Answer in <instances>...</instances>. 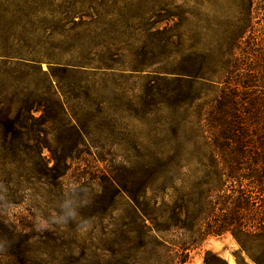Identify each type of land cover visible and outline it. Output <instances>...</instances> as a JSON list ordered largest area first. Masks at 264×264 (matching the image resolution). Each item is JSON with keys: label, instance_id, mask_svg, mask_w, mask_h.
Instances as JSON below:
<instances>
[{"label": "rangeland", "instance_id": "rangeland-1", "mask_svg": "<svg viewBox=\"0 0 264 264\" xmlns=\"http://www.w3.org/2000/svg\"><path fill=\"white\" fill-rule=\"evenodd\" d=\"M63 1L0 0L15 24L23 11L40 13L23 21L46 43L40 51L48 60L37 68L51 78L66 113L44 124L21 93L24 85L41 87L42 76L12 75L0 65V264H143L146 230L130 197L139 162H152L175 139V55L198 30V18L159 21L151 0H95L103 11L66 21ZM260 9L255 17L263 25ZM66 67L75 71L61 72ZM238 251L229 234L211 237L185 264H204L207 252L210 264H219L215 257L254 264Z\"/></svg>", "mask_w": 264, "mask_h": 264}, {"label": "trees", "instance_id": "trees-1", "mask_svg": "<svg viewBox=\"0 0 264 264\" xmlns=\"http://www.w3.org/2000/svg\"><path fill=\"white\" fill-rule=\"evenodd\" d=\"M62 4L59 14L66 21L89 16V10L103 11L95 0ZM263 5L264 0L150 1V12L159 21L197 17L199 27L175 55L177 90L169 128L182 142L173 139L168 151L157 153L152 162L141 160L137 167L130 198L146 230L139 246L148 258L143 264H185L191 250L225 234L237 243L238 255L264 264V16L263 25L255 17ZM22 14L15 24L0 11V65L11 68L12 75L42 76L41 87L24 85L21 93L30 110L42 111L40 119L47 124L52 114L66 113L51 78L37 68L39 61L48 60L40 51L46 43L33 30L27 32L23 21L40 13ZM31 99L36 100L32 107ZM66 126L77 131L70 121ZM163 155L166 159L159 158ZM211 255L205 254L204 264H210Z\"/></svg>", "mask_w": 264, "mask_h": 264}]
</instances>
